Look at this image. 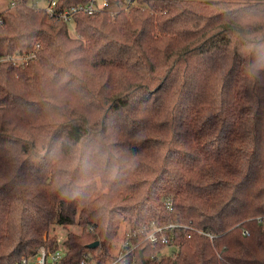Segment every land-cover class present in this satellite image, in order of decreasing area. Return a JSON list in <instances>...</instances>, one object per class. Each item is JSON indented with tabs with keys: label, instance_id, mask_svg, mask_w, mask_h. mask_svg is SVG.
Segmentation results:
<instances>
[{
	"label": "trees",
	"instance_id": "trees-1",
	"mask_svg": "<svg viewBox=\"0 0 264 264\" xmlns=\"http://www.w3.org/2000/svg\"><path fill=\"white\" fill-rule=\"evenodd\" d=\"M31 1L0 11V59L30 56L0 62V264L54 222L83 228L71 264L106 263L122 222L174 225L125 264H264V0H138L75 36L59 13L89 0Z\"/></svg>",
	"mask_w": 264,
	"mask_h": 264
},
{
	"label": "built area",
	"instance_id": "built-area-1",
	"mask_svg": "<svg viewBox=\"0 0 264 264\" xmlns=\"http://www.w3.org/2000/svg\"><path fill=\"white\" fill-rule=\"evenodd\" d=\"M57 0H52L49 2L47 9L49 13L54 12V7L56 5ZM119 5L117 8H113L111 6V0H89L86 4H79L73 6L69 9L61 11L59 13L60 17L63 18L67 22H73V17L77 13H87L94 14L103 9H108L110 15L115 17L119 11V9H130L133 6L137 5L138 0H122L119 1ZM30 56H24L21 54H16L13 56H7L0 59V62L3 61H12L14 63H22L27 60ZM259 222H264V216L258 217ZM174 225H168L166 227L159 226L155 222L150 224H143L138 229H130L127 230V246L123 247L120 253L116 256L109 258V260L104 264H125L127 263V254L128 248L131 245L130 238L134 236L140 235L143 239L153 243V244H168L171 242L170 236L164 233V229L173 227ZM206 235L213 237V234L206 233ZM67 249L64 244V241H58L54 245L45 242L41 244L35 251L34 254L24 257L21 261L15 264H71L68 259H66ZM90 260L93 263H90ZM77 264H98L93 255L89 252H85L81 258V260Z\"/></svg>",
	"mask_w": 264,
	"mask_h": 264
},
{
	"label": "rangeland",
	"instance_id": "rangeland-1",
	"mask_svg": "<svg viewBox=\"0 0 264 264\" xmlns=\"http://www.w3.org/2000/svg\"><path fill=\"white\" fill-rule=\"evenodd\" d=\"M31 4L36 6V7H47L49 5L48 0H32ZM7 6V0H0V11L3 10ZM69 31L71 36H75V30H74V23L70 22L69 23ZM152 223V222H151ZM150 224V223H148ZM129 226L126 222H122L121 226L118 231L117 237L114 239L113 242V248L111 252V257L116 256L120 251L122 250L123 247L127 246V230ZM68 231H73L76 233H80L83 231L82 226L75 224V225H68V226H63L59 225L57 223H53L49 229V234L50 238H55V240L58 242L64 241L67 236ZM177 248L174 245H167L163 249H161L160 252H158V256L161 257L163 255H168L173 252H176ZM90 263H93V261L90 260Z\"/></svg>",
	"mask_w": 264,
	"mask_h": 264
},
{
	"label": "water",
	"instance_id": "water-1",
	"mask_svg": "<svg viewBox=\"0 0 264 264\" xmlns=\"http://www.w3.org/2000/svg\"><path fill=\"white\" fill-rule=\"evenodd\" d=\"M99 246V241H94L93 243L90 244V247H97Z\"/></svg>",
	"mask_w": 264,
	"mask_h": 264
}]
</instances>
